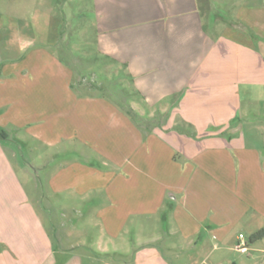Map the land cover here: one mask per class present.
Wrapping results in <instances>:
<instances>
[{"label":"crops","instance_id":"1","mask_svg":"<svg viewBox=\"0 0 264 264\" xmlns=\"http://www.w3.org/2000/svg\"><path fill=\"white\" fill-rule=\"evenodd\" d=\"M24 1L61 27L39 31L29 18L23 28ZM68 1L0 0V164L7 123L47 146L61 143L72 158L47 174L49 185L74 202L88 192L95 203L104 198L97 214L110 238L97 239L99 252L74 241L55 247L19 180L7 192L2 177L0 219L20 214L0 221V264L102 261L100 253L122 254L111 238L130 215L149 219L162 209L173 228L147 242L166 251L184 241L221 245L237 224L251 234L263 228L264 0H233L228 20L214 11L227 0H91L96 52L127 76L136 98L126 103L153 125H137L122 100L89 90L60 52L37 40L63 33L67 19L54 10ZM24 32L34 41L23 42ZM15 197L26 199V212Z\"/></svg>","mask_w":264,"mask_h":264},{"label":"rangeland","instance_id":"2","mask_svg":"<svg viewBox=\"0 0 264 264\" xmlns=\"http://www.w3.org/2000/svg\"><path fill=\"white\" fill-rule=\"evenodd\" d=\"M235 1L227 0L226 5L224 2L218 3L214 11L226 20L233 19ZM21 6L19 14L23 28L25 24L29 25V18L33 20L37 18L39 31L43 28L45 30L50 25L53 27L62 25V20H50L51 14L42 11V7L36 9L26 1ZM62 11L67 19L63 21V33L56 37L52 33L37 40L45 42L55 52H60L57 54L79 73L82 83L92 92L106 94L123 102L136 98L127 76L122 71L109 70L106 67L107 62L96 52L91 0H69L66 5L55 7V16H63ZM28 33H23V42L34 41L26 38ZM140 121L149 125L155 123L154 119ZM6 126L3 128L5 134H2V143L5 146L7 163L0 164V178L5 179L4 189L7 192H16L15 183L19 180V184L25 189L23 190L27 191V196L35 202L39 217L51 234L55 247L60 248L64 243L74 241L87 243L85 250L99 252L95 244L97 239L105 241L110 238L105 233L102 219L97 214L105 199L102 198L99 204L97 198L95 203L91 192H88L80 201L74 202L67 191L52 189L47 181V174L55 173L72 157L63 155L61 143L47 146L43 144V139L33 137L25 128L18 129L8 123ZM38 190L40 197L37 194ZM14 200L23 202L18 208L27 209L25 198L15 197ZM72 208L75 210L73 211ZM24 211L26 212L25 209ZM165 211L166 209H162L147 216L149 219L141 214L130 215L123 223L119 235L115 239L111 238L121 244L118 249L122 254L100 253L98 257L102 261L99 262L85 255L83 264H264V253L255 250L264 249V239L254 244L249 243L251 231L244 224H237L230 230L221 245L211 241L204 243L200 240L196 243L184 241L180 246L176 245V252H173L169 249L166 251L162 246L158 247L160 241L148 243L147 240L152 237H160V239L166 237L168 224L173 228ZM14 212L16 213L13 214L12 211L4 213L0 221L5 224L16 222L14 216H18L20 212ZM239 233L247 242L249 247L247 253L235 249L237 242L235 237ZM170 241L172 242L168 239L167 243Z\"/></svg>","mask_w":264,"mask_h":264},{"label":"trees","instance_id":"3","mask_svg":"<svg viewBox=\"0 0 264 264\" xmlns=\"http://www.w3.org/2000/svg\"><path fill=\"white\" fill-rule=\"evenodd\" d=\"M119 106L122 107L123 110H125V112L127 113V115H129L131 117V119L134 120V122L137 124V125H140V120L141 118L137 115L136 112H134L132 110V108L129 107V104L126 103V102H123V101H119ZM264 237V227L263 228H260L256 231H254L250 236H249V243H253L257 240H260Z\"/></svg>","mask_w":264,"mask_h":264},{"label":"built area","instance_id":"4","mask_svg":"<svg viewBox=\"0 0 264 264\" xmlns=\"http://www.w3.org/2000/svg\"><path fill=\"white\" fill-rule=\"evenodd\" d=\"M235 249L242 252V253H247L249 250L247 242L244 240V237L242 234L238 235V240L235 244Z\"/></svg>","mask_w":264,"mask_h":264}]
</instances>
